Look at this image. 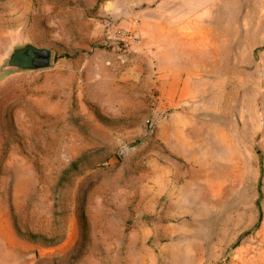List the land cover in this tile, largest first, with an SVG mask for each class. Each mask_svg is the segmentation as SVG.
Segmentation results:
<instances>
[{"label": "rangeland", "instance_id": "1", "mask_svg": "<svg viewBox=\"0 0 264 264\" xmlns=\"http://www.w3.org/2000/svg\"><path fill=\"white\" fill-rule=\"evenodd\" d=\"M27 42L0 264H264V0H0V63Z\"/></svg>", "mask_w": 264, "mask_h": 264}, {"label": "water", "instance_id": "2", "mask_svg": "<svg viewBox=\"0 0 264 264\" xmlns=\"http://www.w3.org/2000/svg\"><path fill=\"white\" fill-rule=\"evenodd\" d=\"M52 52L50 48L38 47L30 42L15 44L0 63V71L12 74L22 70L42 69L50 66Z\"/></svg>", "mask_w": 264, "mask_h": 264}, {"label": "trees", "instance_id": "3", "mask_svg": "<svg viewBox=\"0 0 264 264\" xmlns=\"http://www.w3.org/2000/svg\"><path fill=\"white\" fill-rule=\"evenodd\" d=\"M76 164H77V161H73L72 165L75 166ZM31 237L38 238V237H41V235H34V234H32Z\"/></svg>", "mask_w": 264, "mask_h": 264}, {"label": "bare ground", "instance_id": "4", "mask_svg": "<svg viewBox=\"0 0 264 264\" xmlns=\"http://www.w3.org/2000/svg\"><path fill=\"white\" fill-rule=\"evenodd\" d=\"M263 227H264V225H263ZM263 230H264V228H263Z\"/></svg>", "mask_w": 264, "mask_h": 264}]
</instances>
